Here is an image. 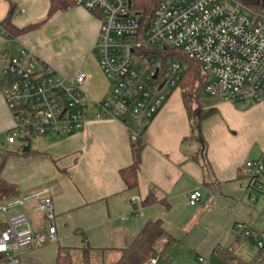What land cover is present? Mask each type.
Returning <instances> with one entry per match:
<instances>
[{
    "label": "crops",
    "instance_id": "0c3cea01",
    "mask_svg": "<svg viewBox=\"0 0 264 264\" xmlns=\"http://www.w3.org/2000/svg\"><path fill=\"white\" fill-rule=\"evenodd\" d=\"M11 4L13 24L19 29L46 20L50 9V0H0V22ZM100 30L99 16L73 6L8 46L15 54L32 52L64 76L85 72V87L90 79L85 66L98 51ZM54 34L63 41L59 48ZM76 58L82 60L81 68L74 64ZM108 87L109 81L103 80L97 101ZM203 107L216 113L202 122L199 142L183 144L191 136V125L181 91L173 92L145 128L139 186L134 190H127L120 176L133 162L131 130L120 121L91 122L81 132L49 134L34 147L26 141L22 150L29 146L30 153L12 152L22 160L7 168V157L2 172L19 193L0 205L48 189L58 241L22 250L12 259L1 256L0 264H57L60 255L83 264L84 250L89 251L90 264H117L144 225L156 220L163 222L170 239L158 252L159 264H197L201 257L212 262L221 248H231L247 264H264L255 244L241 240L237 228L247 224L264 241V179L251 184L246 168L264 154V100L233 104L211 97ZM0 117L8 131L13 121L3 97ZM197 190L201 199L191 206L187 196ZM150 195L155 202L143 206ZM35 206L27 203L25 213L34 232L46 235L45 215L35 212Z\"/></svg>",
    "mask_w": 264,
    "mask_h": 264
},
{
    "label": "built area",
    "instance_id": "2783aa9c",
    "mask_svg": "<svg viewBox=\"0 0 264 264\" xmlns=\"http://www.w3.org/2000/svg\"><path fill=\"white\" fill-rule=\"evenodd\" d=\"M75 6L99 16L97 45L100 68L109 81L100 101L84 91L85 72L70 78L23 49L13 53L15 38L0 41V88L12 116L6 142L53 134L81 132L87 124L120 121L130 127L136 143L146 126L178 89L188 70L179 52L198 62L208 81L205 93L237 104L248 99L264 100V9H251L239 0H161L150 19L134 9L133 0H73ZM250 183L264 179V154L246 163ZM201 190L188 194L191 206L201 199ZM35 202V212L45 215L48 233L36 234L25 213ZM15 207L23 211L13 214ZM6 228L0 233V257L14 258L22 250L58 241L53 199L42 189L25 199L0 205ZM239 238L251 240L264 262V241L247 224H238ZM145 264H159L158 252ZM197 264H211L199 258Z\"/></svg>",
    "mask_w": 264,
    "mask_h": 264
},
{
    "label": "trees",
    "instance_id": "16d2710c",
    "mask_svg": "<svg viewBox=\"0 0 264 264\" xmlns=\"http://www.w3.org/2000/svg\"><path fill=\"white\" fill-rule=\"evenodd\" d=\"M161 0H133L134 9L141 11L149 19L153 15L154 10L158 6ZM240 1V0H239ZM264 0H259L256 3H250L249 5L255 9H264ZM75 6L73 0H50L49 14L46 20L30 25L24 29H19L13 24L15 17V5L11 4L9 12L6 18L0 22V36L15 38L17 36L27 34L42 27L48 19H50L58 11H66L69 8ZM170 57L180 58L187 66L188 70L184 74L182 80L178 84V89L182 93L183 103L187 110L190 125L191 136L183 141V144L199 142L200 126L202 122L216 113L215 109L205 110L203 107V100L209 97L205 93V87L208 81L207 75L204 74L201 65L190 60L179 52H171ZM193 105H196V110H193ZM145 131V130H144ZM143 134L138 138L136 143L132 144V156L133 162L130 166L120 170V176L123 180L127 190L137 189L139 186V171L141 165L142 150L144 147ZM30 147L26 146L22 153H30ZM14 153H8L7 155L0 156V204L17 197L19 191L17 185L8 182L2 177V172L5 168L6 159L9 155ZM155 202V199L150 195L144 202L143 206H149ZM5 222H0V233L5 230ZM166 232L161 220L148 221L133 243L125 249L122 253V257L117 264H145L150 258L157 254L156 245L166 237ZM170 239L167 238L166 247ZM214 257L217 258L223 264H247L241 261L231 248H221L214 253ZM57 264H73L69 255H60ZM83 264H90V255L88 250L83 251Z\"/></svg>",
    "mask_w": 264,
    "mask_h": 264
},
{
    "label": "rangeland",
    "instance_id": "374dc122",
    "mask_svg": "<svg viewBox=\"0 0 264 264\" xmlns=\"http://www.w3.org/2000/svg\"><path fill=\"white\" fill-rule=\"evenodd\" d=\"M257 1L259 0H240V2L242 4H244L245 6L251 8V9H255L253 8L252 6H250L249 4L250 3H256ZM264 2V1H263ZM57 36V35H56ZM55 34H54V42H55V45L59 48V46L62 44V40L59 39V38H56ZM99 59H100V54H99V51H96L95 53H93L89 59V61L87 62L86 66H85V71L89 74V81L88 83L86 84V86L84 87V91L85 93L91 98V99H94V100H97L100 95H101V92H102V82L103 80H107L106 77L104 76V74L102 73L101 69H100V64H99ZM75 62L74 64L76 65L77 68H81L82 66V60H78L77 58L74 59ZM2 83H0L1 85ZM4 90L5 88H0V97H3L4 98ZM179 90V89H177ZM176 90V91H177ZM211 99V97H207L203 100V103H207L209 102V100ZM196 105H193V110H196ZM1 117H0V155H7L9 152H19L22 150V147L27 145L28 142L26 141H22V142H18L17 144L15 145H4V146H1L2 144H5V141H6V137H7V131L2 128V122H1ZM50 135H46V136H43V137H39V138H34L31 140V146H35L39 141L38 140H41V139H47ZM15 157L14 159H12V161H9L11 157ZM22 159L21 157H18L16 154L14 155H9L8 156V159H7V164H6V167L9 168V167H15V165L20 162ZM5 216L1 215L0 214V220L3 222ZM252 248V247H251ZM253 252L256 256V252H255V249H253ZM248 252V251H247ZM249 255H253L251 252H248ZM211 264H223L222 262L216 260V259H213V261L211 262Z\"/></svg>",
    "mask_w": 264,
    "mask_h": 264
}]
</instances>
